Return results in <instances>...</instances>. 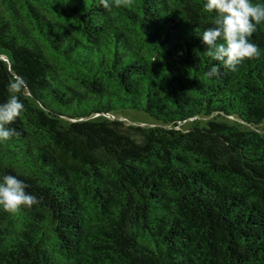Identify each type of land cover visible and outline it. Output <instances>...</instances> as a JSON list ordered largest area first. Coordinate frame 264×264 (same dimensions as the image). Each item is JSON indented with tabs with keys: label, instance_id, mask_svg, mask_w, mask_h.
Here are the masks:
<instances>
[{
	"label": "trees",
	"instance_id": "trees-1",
	"mask_svg": "<svg viewBox=\"0 0 264 264\" xmlns=\"http://www.w3.org/2000/svg\"><path fill=\"white\" fill-rule=\"evenodd\" d=\"M205 3L0 0V103L22 80L26 109L0 178L40 201L0 207V264H264V23L233 72Z\"/></svg>",
	"mask_w": 264,
	"mask_h": 264
},
{
	"label": "clouds",
	"instance_id": "clouds-1",
	"mask_svg": "<svg viewBox=\"0 0 264 264\" xmlns=\"http://www.w3.org/2000/svg\"><path fill=\"white\" fill-rule=\"evenodd\" d=\"M101 5L111 11L113 7H128L132 0H100ZM204 11L215 13L211 27L202 33V42L206 46L205 55L219 61L224 68L233 72L245 60L258 59L261 56L259 46L251 37L257 26L264 23V3H253V0H206ZM207 75H220L219 66H212ZM25 86L24 81L14 80L9 83L10 93L6 102L0 103V143L18 137L19 132L9 127L26 111L20 99ZM27 185L17 176L6 174L0 178V207L15 213L22 207H32L39 203L36 195L27 191Z\"/></svg>",
	"mask_w": 264,
	"mask_h": 264
},
{
	"label": "rangeland",
	"instance_id": "rangeland-1",
	"mask_svg": "<svg viewBox=\"0 0 264 264\" xmlns=\"http://www.w3.org/2000/svg\"><path fill=\"white\" fill-rule=\"evenodd\" d=\"M119 115L124 117L127 122L144 125L151 124L153 122V118L143 111L124 109L119 113ZM260 127H264V122L260 124Z\"/></svg>",
	"mask_w": 264,
	"mask_h": 264
},
{
	"label": "water",
	"instance_id": "water-1",
	"mask_svg": "<svg viewBox=\"0 0 264 264\" xmlns=\"http://www.w3.org/2000/svg\"><path fill=\"white\" fill-rule=\"evenodd\" d=\"M2 57H3L4 59H6V56H5V55H2Z\"/></svg>",
	"mask_w": 264,
	"mask_h": 264
}]
</instances>
